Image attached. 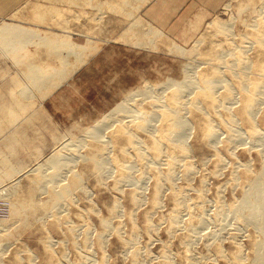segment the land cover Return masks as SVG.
Returning a JSON list of instances; mask_svg holds the SVG:
<instances>
[{"label": "rangeland", "instance_id": "374dc122", "mask_svg": "<svg viewBox=\"0 0 264 264\" xmlns=\"http://www.w3.org/2000/svg\"><path fill=\"white\" fill-rule=\"evenodd\" d=\"M105 2L106 4H104ZM105 2L104 0H54V2L52 0H28L9 18L0 19V30L4 27L13 30V33L8 37L0 36V191L10 188L13 202L23 201L26 203L24 206L29 204L28 207L25 206L22 218H8L6 213H0V229L7 228V231L2 232L3 236H0V242L5 243L4 248L6 247L4 254L0 255V264H189L190 259L196 260V264H238L231 262L228 258L236 245L232 243L233 240L230 237L232 233L237 235L238 246H241L240 248L243 246L241 250L245 257L244 264H247L253 255L252 239L257 237V234L254 232V226L243 225L239 222L236 219V213L230 207L241 199L248 182L264 173V139L260 142L259 140L245 139L246 143H244V139L239 140L238 138L235 142L226 140V136H228V129L224 130L227 128L225 126V124L227 125L226 119L230 112L237 113L240 109L241 95L235 93L237 100L234 103L227 101L225 107L216 111L208 110V107L206 110L204 104L203 113H205L204 111L210 112L207 115L204 114V117L208 119L212 117L215 126L219 127L217 129L218 137L217 134L212 138L202 136L196 123L199 119L202 123L204 122L203 117L199 116L200 112L194 114L191 107H187L185 112H182L191 127L190 131L186 129V133H188L186 138L180 139V143L188 151L187 158L184 157L187 161L180 162L181 164L173 173V179L171 182L168 181L170 184L167 181L164 182L165 187L161 193L160 204L155 205L156 208L152 202L155 176L161 172L163 173L160 175L167 172L169 150H165V153L156 157L155 160L151 149L147 148V145L151 144L152 135L137 129V124L133 125L138 137L145 143L142 149L145 152L148 150L145 153L148 161L141 160V162L146 161L143 164L138 159L140 164L133 154L135 149L132 146H124L129 147L128 157L127 155L122 156L124 153L121 149L122 144L111 145V152L104 155L105 158L103 157L106 170L103 171L101 178L94 169L95 162L91 157L100 153L98 150L103 148V144L93 143L89 140L90 146H78L79 148H77L74 145L78 143H75L74 140L82 138L80 135L95 125L96 121L112 114L114 108L136 89H145L146 86H149L153 88L149 94L154 93L155 96L168 97L174 89H166V87L172 81L186 79L185 67L194 66L196 68L198 65L195 69L196 73H209L213 66L219 67V70L223 71L221 72L223 80L226 81L225 85L229 83L228 85L232 86L234 81L232 82L231 79L235 80L232 73L240 69L238 66L242 67L241 64H238L239 62H234L237 57L239 58L238 55L241 54L243 57L248 55L247 57L254 60L258 54L255 48H251L245 55L243 54L244 49L241 52L239 48L236 49L239 50V53L235 48L239 47L237 45H242L241 47L249 45L247 41L250 39L246 40L245 38L251 37L249 34L252 35L253 30L250 24L252 25L257 18L260 20L261 16V20L263 19L264 0H226L216 14L203 21H197L196 28L191 29L190 34L183 40H175L161 33V35H154L153 32H158L159 29L140 18L138 14L139 9L145 4L144 0L139 3L138 0H105ZM116 3L119 8L121 7L120 9ZM37 7L40 10L44 8L42 19H39L35 14L34 10ZM61 9L64 11L62 12ZM127 17L128 19H126ZM214 20L226 22L227 25L230 24L229 26L232 25V34L226 36V32L224 35V32L215 30L211 25ZM135 22L139 26H136L138 24ZM118 34L128 35L136 40L138 38L139 44L126 42L138 49L124 47L116 43L119 42V39H115ZM241 37H245L244 41L241 40ZM251 38L253 39V37ZM144 41L145 45L143 46L140 43H144ZM175 45L183 47L187 51L192 49L194 51V48L198 47L199 55L193 57L189 52L184 55L175 54L170 50V47ZM218 45H221L219 48L223 49L222 52L226 51L224 54L226 53L225 58L227 59H222V62H220L221 60L217 61V67V63L214 61L216 59H212L208 54L213 50H219ZM233 45L234 47H232ZM229 47L234 52L232 56ZM198 50L196 51L198 52ZM95 53L97 55L93 63L82 69ZM230 56H234V60ZM227 62H229L228 66ZM249 74L250 79H257L258 75L253 71H250ZM222 84L217 85L222 87ZM24 88L28 89L27 92H23ZM223 88H219L218 92L221 97L223 93L225 94ZM151 95L144 96L147 99L142 100L141 108L147 112L154 111L155 113V111L158 112L159 107L155 109L152 104L154 101L156 104L160 102L159 99L150 97ZM260 96V101H262L257 107L256 112H259L258 115H255V123L261 132H264V93ZM190 97L193 98V96ZM141 98L143 99V97ZM141 98L137 96L135 99L140 101ZM130 103L129 105L137 106V101ZM228 103H231V107ZM160 110L161 108L159 112ZM120 116L122 117V115L117 117L121 118ZM160 123L159 120L152 121L155 128H159ZM118 124L117 122L116 127L115 125V128L112 127L114 130L110 125L102 126L101 131L98 132L99 135L113 134V131L116 132ZM195 124L197 128L193 127ZM236 126L243 134L249 128V125L242 121H239ZM210 139L211 142L208 143ZM92 144L93 146H91ZM58 152L64 155V160L61 159L63 164L60 166L56 178L58 182L60 176L63 175L65 182L61 183L62 185L57 184L59 186L56 189L61 190L66 184H71L75 175L81 177L79 179L82 181H80L82 185L74 186L75 188L70 187L71 194L67 195V200L55 207L51 214H46L52 205L53 186L47 187L48 193H43L40 190L39 203H45L40 205L41 209L31 203L29 191L35 187V184H32L33 180L37 179L40 174V171L38 172L35 167L39 168L38 166L51 159L53 153V155H58ZM124 156H127V161L128 158L131 160L132 167L128 172L131 178L119 184V176L126 172L124 173L125 170H123L122 174V169L116 168L117 163L115 164V162L117 159L124 160ZM165 159L166 161H164ZM185 163L190 164L192 172H194L189 174L188 179H185L184 176ZM173 183L174 185H172ZM185 187H188L187 190ZM183 188L188 191H184L185 195H182L184 204L187 205L181 209L178 218L180 223L177 221V225H179L177 231L171 232L169 228L171 218L168 215L171 217L174 209L172 200L174 193L172 192L179 193V189ZM200 190H202L201 193ZM134 192L140 199L138 204L134 202L131 204L132 199L130 201V198L133 195L131 193ZM2 194L5 193H0V195ZM114 205L115 207L118 205V207L114 208ZM220 206L221 215L217 217L216 212ZM36 209L38 210L36 211ZM26 210L27 213H25ZM131 210L133 218H130ZM192 211L193 213H191ZM189 214L195 216L194 219L197 217L198 219L193 221L195 232L193 233L194 237L192 235V240H194L186 244L184 241L188 237L186 227L189 223ZM104 220L111 222L110 227L106 228L107 230L104 229ZM199 220L201 224L198 222ZM55 221L57 224L53 225ZM149 224L151 226H147ZM202 225L203 227H201ZM132 232L134 233L133 239H131ZM47 238L50 242L47 241ZM129 240H132L133 243ZM125 241L132 244L125 243ZM47 244H51L48 245L51 246L48 247L49 250ZM218 244L226 257L216 252ZM134 252L139 256H136ZM164 256H167L166 259Z\"/></svg>", "mask_w": 264, "mask_h": 264}, {"label": "bare ground", "instance_id": "6f19581e", "mask_svg": "<svg viewBox=\"0 0 264 264\" xmlns=\"http://www.w3.org/2000/svg\"><path fill=\"white\" fill-rule=\"evenodd\" d=\"M46 1V0H45ZM54 2V0H52ZM58 1V0H57ZM61 1V0H60ZM66 1V0H65ZM68 1V0H67ZM74 1V0H73ZM85 1V0H84ZM87 1V0H86ZM136 1V0H135ZM105 2V0H104ZM110 2V1H109ZM140 2V1H139ZM138 2V3H139ZM102 3V2H101ZM111 3V2H110ZM113 3V2H112ZM83 4V3H82ZM89 4V3H88ZM106 4V2L104 3ZM74 5V4H73ZM114 5V4H113ZM124 5V4H123ZM128 5V4H126ZM41 6V5H40ZM85 6V5H84ZM105 6V5H104ZM116 6H117V3H116ZM46 7V6H45ZM82 7V6H81ZM100 7V5H99ZM112 7V6H111ZM118 7V6H117ZM125 7V5H124ZM139 7V6H138ZM42 8V7H41ZM110 8V7H108ZM121 8V7H120ZM118 7V9H120ZM117 9V10H118ZM138 9V8H137ZM263 9V8H262ZM44 10V8L42 9ZM42 10H40L38 7L36 8L35 11V14L37 17H39V19H42L44 17V15L42 14ZM62 10V9H61ZM264 10V9H263ZM64 10H62L63 12ZM120 11V10H118ZM117 11V12H118ZM137 11V10H136ZM58 12V11H57ZM112 12V11H111ZM114 12V10H113ZM112 12V13H113ZM121 12V11H120ZM119 12V13H120ZM118 13V14H119ZM263 14V12H261ZM48 14V13H47ZM35 16V17H36ZM131 17V15H130ZM262 16L260 17V20L257 18V20L254 21V23L251 25L250 24V27L251 29L254 31H252V35L249 34V36L253 37V39L251 37H243L245 38L246 40L250 39L247 41V43L249 45H245L246 47H241L240 45H237L239 47H236V49L239 48L240 52L243 51V54L245 55V53L247 51H250L251 48H255L256 49V52L258 53L257 56L253 59L247 57L248 55H245V57H243L241 54H239V58L237 57V60H235L234 62L235 63H238L239 65L241 64L242 67H239L240 68L239 70H236L232 73V75L234 76V79H231L232 82L234 81V83L232 84V86H229L227 83V85H225V80H223L222 78V70H219V67H218V63L217 61H220L222 62V59L224 60V58L226 57V53L224 54L223 49L219 48L220 46L218 45V48L219 50L217 49L216 51H212L210 52V54L208 55H211V58L212 59H216L214 60L216 63H217V67L218 68H215L216 66H213V68L211 69V72L209 73H206V72H198L196 73L197 71L195 70L197 68L194 67V66H190L189 68L185 67L186 69V73H184L186 75V79L184 78L183 81H169L171 82L169 86L166 87L167 88H173L174 91L171 93V95H169L168 97H164V96H153V94H149L153 88L152 87H149V86H144V88H141V89H136L133 93H130L129 95L126 96V98H124V100L122 102H120L116 108H114L112 111V114H107L108 116H105V117H102L100 120L96 121V124L91 126L90 128H88L84 134L80 135L82 138L80 139H76L74 140L75 143H78V144H75V146H77V148H79L78 146L80 147H86V146H90L89 144H91L89 142L92 141L93 143L95 142H98L99 144L101 143V145L103 144V148L101 150H98V154H94L91 159L94 160L95 162V165H94V169L97 171L98 175L100 174V178L101 176L103 177V173L105 172L106 168H105V164H104V159L103 157L105 158L104 155L108 154L109 152H111V145H115L117 143H120L122 144L121 146V150L122 152H124L122 154L123 155H129L130 153L128 152V149L129 147H133L135 149V151L133 152V154L135 155L137 161L141 162V160H147V157L145 153H147V151L145 152L142 147L145 146V143H143V141L138 137L136 131L134 130L135 128H133L132 126L137 124V129H140V130H144L145 132H147V134H149L152 138H150V142L151 144L150 145H147L149 149H151L150 151H152V155L155 157V160L157 159L156 157H160L163 153H165V150H169V155L168 156V160H167V163H168V170L167 172L164 174V175H156V181H155V187H154V191H153V196H152V202H153V205H157V204H160V200H161V193L163 191V187H165L164 185V182L165 181H170L173 179V173L174 171L177 170L178 166L181 164L180 162L185 160L184 157H186V155L188 154L187 152V149L185 146H183L182 143H180V139H183V138H186L187 134L186 131L189 129V131L191 130V127L189 126V123L185 117V115H183V111L185 112V110L187 109V107H191L193 109V112L194 114L195 113H199V116L203 117L202 120L204 121L203 123L201 122V120H197V126L199 127V131L202 132V136L204 138H212L213 136H216V134L218 133L217 129L219 128L218 126H215V123H213L212 121V117L209 119L204 117V114H209L208 112L204 111L205 113H203V109L202 108H205L204 104L206 105V110H207V107H208V110L211 109V111L213 110H218L219 108L221 107H225V102L229 101V102H235L237 100V96L235 95V93H238L239 95H241L240 99H241V107L240 109L238 110L237 113H233V112H230L228 115V119H226L227 121V125L225 124V126L227 128H225L224 130L228 129V132H227V141L228 142H235L236 138H238L239 140H243L244 139V143L245 142V139H251V140H254V141H262V139H264L263 135H264V132H261V129L258 128L257 124L255 123V115L259 112H256L257 111V107L260 105V95L262 93H264V80L262 81V78L264 77V17L263 19L261 20ZM35 19V18H34ZM45 19V18H44ZM128 19V17L126 18ZM146 19V18H145ZM136 20V19H135ZM37 21H39L37 19ZM43 21V20H42ZM45 21V20H44ZM66 22V21H65ZM136 23V22H135ZM142 23V21H141ZM56 24V23H55ZM60 24V23H59ZM62 24V23H61ZM138 24V23H136ZM135 24V25H136ZM147 24V23H146ZM135 25L133 26V28L135 27ZM211 25L212 27L217 30L218 32H224V35H225V32L227 33L226 36L230 35V33L232 32L231 30V27H233L232 25L229 26L227 25L226 22H221V21H215L212 23L211 22ZM210 25V26H211ZM67 26V25H66ZM136 26H139L136 25ZM131 27V26H130ZM147 27V26H146ZM67 28V27H65ZM154 30V29H153ZM13 30H11L10 28H7V27H4L0 30V36L2 38H5V37H8L11 35V33ZM229 31V32H228ZM214 32V31H213ZM154 35H161L163 34L161 31H154L153 32ZM161 33V34H160ZM216 33V32H215ZM127 34V33H126ZM219 34V33H218ZM232 34V33H231ZM133 35V34H132ZM144 35V34H143ZM125 36H128V35H125ZM124 36V37H125ZM140 36V35H139ZM222 36V35H221ZM245 36H248V35H245ZM146 37V36H145ZM144 37V38H145ZM157 37V36H156ZM163 37V36H162ZM234 37V36H232ZM231 37V39H232ZM122 38V37H121ZM128 38V37H127ZM131 37H129L130 39ZM137 38V37H136ZM153 38V37H151ZM161 38V37H160ZM225 38V37H223ZM235 38V37H234ZM243 38L241 37V40H243ZM126 39V38H124ZM128 39V40H129ZM167 39V37H166ZM137 40H139L137 38ZM143 40V39H142ZM153 40V39H152ZM160 40V39H159ZM218 40V39H217ZM227 40V39H226ZM127 41V40H126ZM133 41V40H132ZM244 41V40H243ZM134 42V41H133ZM143 42V41H142ZM242 42V41H241ZM246 42V41H245ZM207 43V42H206ZM231 43V42H230ZM233 43V42H232ZM244 43V42H243ZM139 44V43H138ZM142 44L143 46L145 45V41L144 43H140ZM215 44V43H213ZM211 44V45H213ZM221 44V43H220ZM234 44V43H233ZM246 44V43H245ZM148 45V44H146ZM224 45V44H223ZM222 45V46H223ZM158 46V45H157ZM228 46V45H227ZM231 47V46H230ZM229 47V48H230ZM234 47V45L232 46ZM197 48V49H196ZM194 48V51H187L186 49H184L183 47H180L178 45H175L173 47H170V50L171 52L175 53V54H179V55H184L186 52H189L190 55H192L193 57H197V55H199V50H198V47ZM201 48V47H200ZM198 50V52L196 50ZM228 49V48H227ZM239 50H236V52H239ZM230 55L232 56L234 54L233 50L230 48ZM239 52V53H240ZM249 53V52H248ZM238 54V53H237ZM189 55V57H190ZM229 55V54H228ZM236 55V54H235ZM234 55V56H235ZM230 56V57H231ZM233 56V57H234ZM186 57V56H185ZM204 57V56H203ZM202 57V58H203ZM233 57H231V59H233ZM253 57V56H252ZM192 58V57H191ZM199 58V57H198ZM206 58V57H205ZM194 59V58H193ZM204 59V58H203ZM209 59V58H208ZM227 59V58H225ZM234 60V59H233ZM202 61V60H201ZM207 61V59H206ZM211 61V60H210ZM214 61H213V64H214ZM232 61V60H231ZM237 61V62H236ZM195 63V61H193ZM212 62V61H211ZM233 62V63H234ZM209 63V62H208ZM215 63V64H216ZM225 63V61H224ZM223 63V64H224ZM228 63L227 62V66H228ZM201 64V63H199ZM211 64V63H210ZM231 64V63H230ZM229 64V65H230ZM189 65V64H187ZM236 65V64H234ZM222 66V65H220ZM226 67V65H225ZM233 68H236L237 67H234L232 66ZM207 69V68H206ZM184 70V72H185ZM205 70V69H204ZM232 70V69H231ZM235 70V69H233ZM222 71V72H221ZM250 71L254 72L256 75H258L256 78V80H252L250 79L249 77V73ZM208 72V71H207ZM231 76V75H230ZM222 80H221V79ZM261 78V79H260ZM179 79V78H178ZM224 79H226L224 77ZM264 79V78H263ZM229 80V79H228ZM228 82V81H227ZM231 82V83H232ZM219 83H223L222 87L223 90H225V94L223 93V96H219L218 95V92L220 91L219 88L222 89L221 86H218ZM218 84V85H217ZM166 85V84H165ZM168 85V84H167ZM159 87V86H158ZM157 87V88H158ZM165 88V87H164ZM163 89V88H162ZM28 90V89H27ZM27 90H25V88L23 89V92H27ZM166 91V90H165ZM217 93V95H216ZM222 94V93H221ZM149 95H151L150 97H155L156 99H159L158 101L160 103H157L156 102L154 103L153 101V104L152 106L154 105L155 109L159 107V109L161 108L160 112H159V109L157 110L158 112L154 111L152 113L150 112H147L145 110H143L141 108V103L143 102L142 100H144L146 97H148ZM234 95V96H233ZM238 95V96H239ZM137 96H140L143 97V99L141 98L140 101H138L137 99H135ZM144 96H146L144 98ZM190 96H193V98H191ZM190 99L188 101H186L185 99ZM147 99V98H146ZM152 99V98H151ZM154 99V100H156ZM264 99V98H263ZM153 100V99H152ZM137 101V106L136 105H129L130 102H136ZM157 101V100H156ZM157 101V102H158ZM139 102V103H138ZM231 103H228L231 107ZM264 103V102H263ZM131 104V103H130ZM150 104V103H149ZM227 104V103H226ZM262 104V103H261ZM146 106V105H145ZM263 107V106H262ZM150 109V108H149ZM213 109V110H212ZM225 109V108H224ZM229 109V108H228ZM154 110V109H153ZM226 111V110H225ZM188 112V110H187ZM192 112V113H193ZM219 112V111H218ZM228 112V111H227ZM213 114V112H211ZM186 114V113H185ZM216 114V113H215ZM118 115H122L121 118L117 117ZM217 115V114H216ZM220 115V114H219ZM258 115V114H257ZM214 117V116H213ZM142 118V119H141ZM226 118V117H224ZM125 119H130V120H125ZM223 119V118H222ZM262 119V118H261ZM155 120H159L161 123H160V126L159 128H155L153 127V125L155 126V124H152V121H155ZM239 121H242V123H246L249 125V128L246 132H244V134L240 131L239 128H237L236 124L239 123ZM119 123L117 126L118 128L116 129V132L113 131V134L111 135H99L98 132H100L101 130V127L102 126H108L110 125L111 126V129L112 127L115 128L116 127V123ZM221 123V122H220ZM229 123V124H228ZM241 123V122H240ZM115 125V127H114ZM222 125V124H221ZM223 126V127H225ZM193 127H196V124L195 126L193 125ZM197 128V127H196ZM110 129V130H111ZM187 129V130H186ZM223 129V128H222ZM239 129V130H238ZM114 130V129H112ZM188 131V132H189ZM142 132V131H141ZM155 132L158 134H155ZM241 132V133H240ZM140 134V133H139ZM186 134V135H185ZM263 136V137H262ZM217 137H218V134H217ZM244 137V138H243ZM169 139V140H168ZM237 139V140H238ZM168 140V141H167ZM225 140V143L227 142ZM72 141V140H71ZM149 141V140H148ZM166 141V142H164ZM209 141L211 142V139L208 140V143ZM217 141V140H216ZM253 143V142H252ZM144 144V146H143ZM230 144V143H229ZM234 144V143H233ZM96 145V144H95ZM228 145V144H227ZM262 145V144H261ZM93 146V144L91 145ZM124 146H129V147H124ZM208 146V145H206ZM253 146V145H252ZM255 146V145H254ZM65 147V146H64ZM73 147V146H72ZM118 147V146H117ZM98 148V147H97ZM120 148V147H118ZM146 148V147H145ZM232 148V147H231ZM235 149V148H234ZM259 149V148H258ZM257 149V150H258ZM63 150V149H62ZM96 150V149H95ZM167 150V151H168ZM68 151V150H67ZM120 151V153H121ZM59 153V152H58ZM229 153V152H228ZM263 153V152H262ZM54 154V153H53ZM49 158L50 160L49 161H45V164H41L40 166H38L39 168L35 167L38 172L40 171V174H38V178L35 180H33L34 183H31L34 185L35 184V187H32L31 190L29 191L31 196H30V201L31 203H34L33 205H35L36 207L38 206V208H42L40 207V197L38 198V196L40 195V190H42L43 193H48V191L46 190L47 187H49L50 185L53 186V197H51L52 199V205L51 207L49 208V211L48 213L46 214H51L53 209L55 207H57L61 202L63 201H66L67 200V195H70V187H80L82 184H80V179L81 178L80 176L78 175H75L74 176V179L72 181L71 184H66L61 190H57L56 188L59 186L57 184H60L62 185L61 183L65 182V176L61 175L60 178L58 179V182H57V174H58V171L60 169V166L63 164V161L61 159L64 160V155L62 154H58V155H53ZM56 154V153H55ZM77 154V153H75ZM231 154V153H230ZM90 155V153H89ZM151 155V154H150ZM127 156L124 158V160H116L115 164L117 163V167L116 168H119L122 169V174H123V170L125 174H123L122 176H119V184L120 182L123 183V181H126L128 180V178L130 179V174L128 173L130 170V168L132 167V165L130 164L131 160H129L128 158V161H127ZM164 156V155H163ZM263 156V155H262ZM72 157V156H71ZM129 157V156H128ZM165 157V156H164ZM102 158V159H100ZM131 158V157H130ZM134 158V157H133ZM187 158V157H186ZM135 159V160H136ZM139 159V160H138ZM154 159V158H153ZM152 159V160H153ZM71 160V158H70ZM92 160V161H93ZM218 160V159H217ZM91 161V160H90ZM148 161V160H147ZM151 161V160H150ZM158 161V160H157ZM160 161V159H159ZM166 161V159L164 160ZM163 161V162H164ZM187 161V160H185ZM184 161V162H185ZM222 161V159H221ZM139 162V163H140ZM144 162V161H143ZM141 162V163H143ZM153 162V161H151ZM219 162V161H218ZM223 162V161H222ZM221 162V163H222ZM66 163V162H64ZM140 163V164H141ZM146 163V161L144 162ZM143 163V164H144ZM155 163V162H154ZM225 163V162H224ZM148 164V163H147ZM146 164V165H147ZM159 164H161L159 162ZM93 165V164H91ZM131 165V166H130ZM184 165V164H182ZM187 165V166H186ZM216 165H218V163H216ZM115 166V165H114ZM143 166V165H141ZM151 166H152V163H151ZM153 166H155V164H153ZM147 167V166H146ZM157 167V166H156ZM159 167V166H158ZM182 167V166H181ZM218 167V166H217ZM221 167V166H220ZM144 168V167H143ZM153 168V167H152ZM151 168V169H152ZM35 169V170H36ZM162 169V168H161ZM247 169V168H246ZM119 170V169H118ZM216 170V169H215ZM220 170V169H219ZM248 170V169H247ZM246 170V171H247ZM51 171V172H50ZM72 171V170H71ZM104 171V172H103ZM117 171V169H116ZM184 176H185V179L189 178V174L192 172V166L190 164H186L184 165ZM263 171V170H262ZM50 172V173H49ZM120 172V171H119ZM264 172V171H263ZM35 173V172H34ZM49 173V174H47ZM72 173V172H71ZM74 173V171H73ZM72 173V174H73ZM131 173V172H130ZM159 173V172H158ZM194 173V172H192ZM191 173V174H192ZM96 174V173H95ZM102 174V175H101ZM145 174V173H144ZM213 174V173H212ZM249 174V173H248ZM236 175V174H235ZM247 175V174H246ZM97 176V175H96ZM192 176V175H191ZM64 177V178H63ZM120 177H121V180H120ZM143 177V175H142ZM176 177V176H175ZM50 178V179H48ZM248 179V177H247ZM143 180V179H142ZM46 182H48L46 184ZM82 182V181H81ZM173 182V181H172ZM118 183V182H117ZM189 183V182H187ZM248 186L247 188L245 189V191H243V194H242V197L241 199L238 201V203L236 204H232V206L230 207L231 210H234V212L236 213V219L243 223L246 224V225H250L251 226H254L253 229L254 232L257 234V237H253L252 239V243H251V249L253 250V255L250 259V261L247 262V264H264V173H262V175H260L259 177H257L256 179L253 178V180L249 181L248 182ZM168 184H170L168 182ZM191 184V183H190ZM30 185V184H29ZM56 185V186H55ZM64 185V184H63ZM174 185V183L172 184ZM38 187V188H37ZM74 187V188H75ZM174 187V186H173ZM186 188V187H185ZM188 188V187H187ZM186 188V190H187ZM202 188V187H201ZM51 189V190H52ZM166 189V188H165ZM175 189V188H174ZM190 190V189H188ZM204 190V189H203ZM173 190L171 189V192ZM178 191V190H176ZM184 188L183 189H179V193L178 192H172L174 193L173 194V201H174V209H173V213L171 214V217L170 215L169 218H171L170 222L171 224H169V228H170V231L171 232H175L177 231V221H178V218L180 217V214H181V209H183V206L185 207V205L187 204H184V200H183V197L182 195H185L184 194ZM220 191V190H219ZM137 192V191H136ZM134 192V193H131L132 195V198H130V201L132 199V202L131 204L134 202L135 204H138L140 199L138 198V194ZM185 192H188V191H185ZM202 192V190H200V193ZM0 193H5L4 195H0V213L4 212L8 215V218H12V217H16L17 219L20 218L21 216H23V212H24V203L23 201L21 202H13L11 200V190L10 188H6L2 191H0ZM28 193V192H27ZM139 193V191H138ZM177 193V194H176ZM199 193V194H200ZM51 194V193H50ZM130 195V196H131ZM170 195H172L170 193ZM202 195V194H201ZM219 195V194H218ZM28 196V194H27ZM140 196V195H139ZM143 196V195H142ZM200 197V196H199ZM219 197V196H218ZM200 198H203V197H200ZM196 200V199H195ZM202 200V199H201ZM219 200V198H218ZM26 201V200H25ZM29 202V201H28ZM27 202V204H28ZM143 202V201H142ZM197 202V201H196ZM39 203V204H38ZM173 203V202H172ZM192 203V202H190ZM199 203V202H198ZM201 203V202H200ZM222 203V202H220ZM38 204V205H37ZM45 204V203H44ZM42 204V205H44ZM133 204V205H135ZM152 204V203H151ZM196 204V203H194ZM29 205V204H28ZM28 205L26 207H28ZM173 205V204H172ZM222 205V204H221ZM231 205V204H230ZM31 206V205H30ZM159 206V205H158ZM197 206V205H196ZM202 206V205H201ZM118 207V205H117ZM115 207L114 205V208H117ZM190 207V206H189ZM31 208V207H30ZM62 208V207H61ZM113 208V209H114ZM140 208V207H139ZM156 208V206H155ZM154 208V209H155ZM198 210H199V206L197 207ZM28 209V208H27ZM119 209V208H118ZM186 209V208H185ZM190 209V208H189ZM205 209V208H204ZM30 211V209H28ZM38 209H36L37 211ZM48 210V209H47ZM115 210V209H114ZM35 211V209H34ZM190 211V210H189ZM203 211V210H202ZM222 209H221V206L218 208L217 212H216V216L219 217L221 215V212ZM28 211L26 210L25 213H27ZM33 212V211H31ZM200 212V211H199ZM119 213V212H118ZM131 213H132V210H131ZM190 213V212H189ZM193 213V211L191 212ZM29 214V213H28ZM32 214V213H30ZM129 214V213H128ZM170 214V213H169ZM197 214V213H196ZM1 215V214H0ZM34 215V213H33ZM113 215V213H112ZM131 215V214H130ZM129 215V216H130ZM51 216V215H49ZM133 213L131 215L130 218H133ZM189 223H188V227H186V232L188 233V237L186 238V240L184 242L187 243H190L191 240H192V235L193 233L195 232V226L193 225V221L194 220H197V218L194 219L195 216H192L191 214H189ZM110 217V216H109ZM119 217V216H118ZM215 217V216H214ZM22 218V217H21ZM44 218V217H43ZM46 218V217H45ZM59 218V217H57ZM61 218V217H60ZM113 218V217H111ZM183 218V217H182ZM190 218H193L190 220ZM56 219V218H55ZM202 219V218H200ZM9 220V219H8ZM62 220V219H61ZM180 220V219H179ZM204 220V219H203ZM202 220V222H204ZM208 220V219H207ZM54 221V220H53ZM52 221V222H53ZM57 221H59L57 219ZM112 221V220H111ZM103 222L104 223V229L107 230L106 228L110 227L109 225H111L110 223V220H104ZM179 222V221H178ZM187 222V221H186ZM200 223V220L198 221ZM180 223V222H179ZM184 223V222H183ZM182 223V224H183ZM57 222L55 221L53 225H56ZM201 224V223H200ZM204 224V223H203ZM219 224V223H217ZM58 225H59V222H58ZM52 226V225H51ZM106 226V227H105ZM147 226H151L150 224L147 225ZM199 226V225H198ZM52 227H58V226H52ZM72 227V226H71ZM203 227V225L201 226ZM247 227V226H246ZM75 228V227H74ZM119 228V227H117ZM116 228V229H117ZM149 228V227H148ZM147 228V229H148ZM181 228V226H180ZM239 228V227H238ZM115 229V230H116ZM151 229V227H150ZM207 229V228H206ZM224 230V228H222ZM237 229V228H236ZM76 231V229H74ZM89 230V229H88ZM87 230V231H88ZM118 230V229H117ZM134 230V229H133ZM149 230V229H148ZM155 230V229H154ZM153 230V231H154ZM185 230V229H184ZM4 231H7V228H2L0 229V236H3L2 235V232ZM71 231V230H70ZM72 232V233H75ZM169 231V230H168ZM169 231V232H170ZM249 231V230H248ZM110 232V231H109ZM149 232V231H147ZM242 232V231H241ZM152 233V232H151ZM199 233V232H198ZM201 233V232H200ZM227 233V232H226ZM232 233V232H231ZM250 233V232H249ZM88 234V233H87ZM133 232H132V238L133 239ZM136 234V233H135ZM197 234V232H196ZM244 234V233H243ZM254 234V233H253ZM255 234V235H256ZM72 235V234H71ZM74 235V234H73ZM101 235V234H100ZM207 235V234H206ZM210 235V233H209ZM88 236V235H87ZM170 236V235H169ZM175 236V235H174ZM216 236V235H214ZM213 236V237H214ZM101 239V236H99ZM171 237V236H170ZM194 237V235H193ZM230 237H231V240H233L232 243H235L236 245L235 248L233 249V251L231 252L230 254V257H228L230 259L231 262L233 263H241V264H244V254H243V251L241 250L243 248H240L241 246H238V244L236 243V239H237V235L232 233L230 234ZM248 237V236H247ZM1 238V237H0ZM173 238V237H172ZM183 238V237H182ZM251 238V237H250ZM49 238H47V241L50 242L48 240ZM87 239V238H86ZM1 240V239H0ZM84 240V239H83ZM103 239H101V242ZM194 240V239H193ZM192 240V241H193ZM46 241V242H47ZM132 242V240H129ZM215 241V240H214ZM218 241V240H216ZM3 242V241H2ZM85 242H87L85 240ZM99 242V241H98ZM100 242V243H101ZM128 243L130 244L131 242H128V241H125V243ZM231 242V241H230ZM99 243V244H100ZM124 243V244H125ZM133 243V242H132ZM131 243V244H132ZM212 243V242H211ZM184 244V243H183ZM185 244V245H186ZM217 244V243H216ZM48 245H51V244H47V249H48ZM73 245V244H72ZM134 245V244H133ZM132 245V246H133ZM181 245V244H180ZM202 245V244H201ZM5 246V243H1L0 242V255L4 254V250H6L4 248ZM74 246V245H73ZM87 246V244H86ZM182 246V245H181ZM210 246V245H209ZM220 245L218 244V246H216V252L218 254H220L221 256H224L226 257V255L223 253V250H221V248L219 247ZM233 246V244H232ZM51 247V246H50ZM49 247V248H50ZM205 247V246H204ZM203 247V248H204ZM129 248V247H128ZM132 248V247H131ZM209 248V247H208ZM223 248V247H222ZM186 249V248H185ZM230 249V248H229ZM49 250V249H48ZM128 250V249H127ZM213 250V249H212ZM138 253V251H136ZM135 253V255L137 256L138 254ZM164 252V251H163ZM132 253V251H131ZM133 253V254H134ZM185 253V252H184ZM132 254V255H133ZM186 254V253H185ZM246 254V253H245ZM161 255V254H160ZM164 255V254H163ZM166 255V254H165ZM191 255V254H190ZM219 255V256H220ZM139 256V255H138ZM218 256V255H217ZM148 257V256H147ZM159 257V256H158ZM165 257V256H164ZM167 257V256H166ZM166 257L164 259H166ZM188 257V256H187ZM131 258V257H130ZM248 258V256H247ZM51 259V258H50ZM135 259V258H134ZM140 259V258H139ZM150 259V258H149ZM162 259V258H161ZM185 259V258H184ZM187 259V258H186ZM190 259V258H189ZM196 259V258H195ZM206 259V258H205ZM208 259V258H207ZM206 259V260H207ZM224 259V258H223ZM136 260V259H135ZM167 261V260H165ZM188 261V260H187ZM196 261V260H195ZM193 261V260H189V264H196V262ZM227 261V260H226ZM135 262V261H133ZM138 263H140L139 261H136ZM161 262V261H160ZM89 263V262H88ZM198 263V262H197ZM207 263V261H206ZM18 264V263H17ZM55 264V263H54ZM103 264V263H102ZM134 264V263H133ZM167 264V263H166ZM168 264H171V263H168ZM188 264V263H187ZM231 264V263H230Z\"/></svg>", "mask_w": 264, "mask_h": 264}, {"label": "crops", "instance_id": "0c3cea01", "mask_svg": "<svg viewBox=\"0 0 264 264\" xmlns=\"http://www.w3.org/2000/svg\"><path fill=\"white\" fill-rule=\"evenodd\" d=\"M27 1L28 0H0V19L9 18ZM139 1L142 0H138V2ZM144 1L145 4L139 9L138 12L140 18L154 25L159 29V31L161 30L163 34L169 36L170 38L175 40H179V39L183 40L186 39L188 34H190L191 29L196 28L197 21L200 20L203 21L208 17H210L211 15L216 14L222 8L226 0H144ZM132 15L131 17H133ZM127 37L128 36L124 37L121 34L116 35L115 39L117 40L119 39V42L117 41L116 43L124 47L138 49V47L128 44L126 42L133 43L134 41V43L136 42L138 43L139 41L136 39H132L131 36L130 39L129 37L128 38ZM97 53H95V55L89 61V63L86 66H84L82 69L93 63Z\"/></svg>", "mask_w": 264, "mask_h": 264}]
</instances>
